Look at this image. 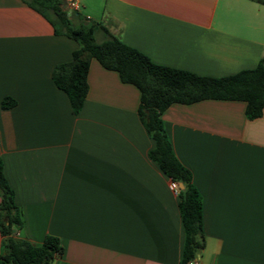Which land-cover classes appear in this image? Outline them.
<instances>
[{"label":"crops","instance_id":"0c3cea01","mask_svg":"<svg viewBox=\"0 0 264 264\" xmlns=\"http://www.w3.org/2000/svg\"><path fill=\"white\" fill-rule=\"evenodd\" d=\"M69 1L75 26H93L98 42L109 32L158 64L224 76L264 57L262 0H77L78 11ZM79 48L25 1L0 0V154L20 237H59L52 264H180L179 195L149 156L140 90L93 58L75 113L53 71ZM245 109L203 99L162 114L202 197L201 264H264V110L249 119ZM2 240L0 231V253Z\"/></svg>","mask_w":264,"mask_h":264},{"label":"trees","instance_id":"16d2710c","mask_svg":"<svg viewBox=\"0 0 264 264\" xmlns=\"http://www.w3.org/2000/svg\"><path fill=\"white\" fill-rule=\"evenodd\" d=\"M23 1L48 18L57 34H65L80 44L72 60L57 64L53 71L54 82L67 92L75 113L81 111L87 97V78L93 58L105 68L117 71L123 82L131 83L140 90L139 114L155 142L149 156L170 179L184 184V188L178 191L185 235L180 264H187L198 257L205 246L202 197L193 183L192 171L181 163L173 150L162 114L173 103L222 99L242 100L246 103L245 113L249 119L260 117L264 110V57L256 67L233 74L200 75L155 63L148 55L107 30V39L98 42L93 26L85 22L80 26L74 25L71 15L63 7V0ZM14 102L5 98L3 106L9 107ZM0 196V231L3 236L0 264H52L63 254L62 242L55 235L47 234L40 244L14 235L15 229H22L24 221L14 190L4 173L1 154Z\"/></svg>","mask_w":264,"mask_h":264},{"label":"built area","instance_id":"2783aa9c","mask_svg":"<svg viewBox=\"0 0 264 264\" xmlns=\"http://www.w3.org/2000/svg\"><path fill=\"white\" fill-rule=\"evenodd\" d=\"M67 7L72 9L73 11H78L81 8V4L77 0H70L67 4ZM169 187L171 190L175 192H178L180 189L179 183L177 181H173L172 179L169 183ZM14 235L20 236V231L18 229H15ZM187 264H201V262H200L199 257H196L194 259L189 260Z\"/></svg>","mask_w":264,"mask_h":264},{"label":"water","instance_id":"95a60500","mask_svg":"<svg viewBox=\"0 0 264 264\" xmlns=\"http://www.w3.org/2000/svg\"><path fill=\"white\" fill-rule=\"evenodd\" d=\"M179 187L182 189L184 188V184L183 183H179Z\"/></svg>","mask_w":264,"mask_h":264}]
</instances>
